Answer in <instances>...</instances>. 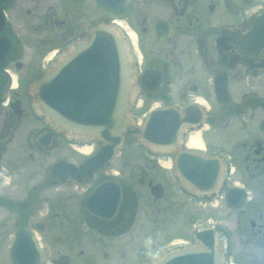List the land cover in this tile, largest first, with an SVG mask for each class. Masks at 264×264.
<instances>
[{"label":"flooded vegetation","instance_id":"1","mask_svg":"<svg viewBox=\"0 0 264 264\" xmlns=\"http://www.w3.org/2000/svg\"><path fill=\"white\" fill-rule=\"evenodd\" d=\"M96 23L113 28L127 52L133 84L129 113L135 124L159 108L183 112L195 106L197 122L184 131L179 150L199 160L195 165L213 160L209 165L216 176L210 184L198 182L197 171L191 172L195 180L177 171V151L147 146L137 147L145 156L126 177L122 171L107 172L105 165L90 179L60 183L51 171L59 160L74 162L75 147H89L93 154L99 145L64 134L39 112L32 91ZM193 132L200 135V148L186 145ZM58 149L67 156L44 165L40 187L81 186L75 200L79 218L103 238L119 237L138 218L145 219L152 238L154 212L166 216L176 207L197 217L201 206H211L212 212L247 218L244 233L264 241V0H0V264H9L11 230L24 226L37 232L43 227L39 222L47 230L53 227L49 219H36L41 188L25 185L33 169L23 157L34 161ZM137 166L148 172L139 174ZM102 183H111L107 192L115 183L121 188L117 210L107 219L80 208ZM150 184L171 193L155 199ZM195 223L178 233L185 240L165 247L156 240L154 257L175 245H197L195 233L212 228L224 264H240L217 220ZM140 255L137 264L152 260L147 251ZM100 259L106 264L111 255L102 252ZM88 260L96 264L97 258L92 254ZM242 264H264V258H245Z\"/></svg>","mask_w":264,"mask_h":264},{"label":"water","instance_id":"2","mask_svg":"<svg viewBox=\"0 0 264 264\" xmlns=\"http://www.w3.org/2000/svg\"><path fill=\"white\" fill-rule=\"evenodd\" d=\"M129 59L117 32L108 25L96 23L85 33L84 38L73 44L58 63L57 68L37 82L32 93L37 108L66 135L79 140H96L99 150L82 164L58 161L51 171L60 182L68 178L81 181L92 177L93 171L111 161L126 137H136L142 145L177 151L176 170L189 179L197 171L203 185L214 181L216 174L210 158L187 159L189 153L179 150L184 131L196 124L195 106L183 112L166 108L152 111L142 127L133 126L129 119V107L133 84L128 70ZM186 154V155H185ZM196 159V160H194ZM208 165L206 166V164ZM211 164V165H209ZM111 183L98 185L81 202V208L100 218L115 214L120 187L107 192ZM155 197H161V186L151 188ZM111 205V207H108ZM44 233L43 227H38ZM199 244L193 247H179L158 260L148 264H223L221 247L215 240L213 230L196 234ZM10 264H43V257L33 233L19 226L9 249ZM53 264H70L68 256H59Z\"/></svg>","mask_w":264,"mask_h":264},{"label":"rangeland","instance_id":"3","mask_svg":"<svg viewBox=\"0 0 264 264\" xmlns=\"http://www.w3.org/2000/svg\"><path fill=\"white\" fill-rule=\"evenodd\" d=\"M137 143L134 139L127 138L122 149L115 155L112 162L107 165V172L122 171V176H129L134 165L143 161L145 154H142L137 149ZM73 151V160L77 163L82 159L83 155L90 152V148L75 147ZM67 156V154L58 149L54 153L42 155L41 159L36 158L34 161L27 160L26 156L23 161L30 165L33 169L31 181L26 186H31L35 183L40 187V178L46 176L43 168L48 162L54 158ZM140 170H139V169ZM120 169V170H119ZM145 169V168H144ZM136 170L139 174L148 172L137 166ZM143 171V172H142ZM38 173V175H36ZM147 176V175H146ZM24 185H20V189ZM38 195L41 200V209L37 213L36 219H49L51 221L50 229H46L43 235H37V240L43 251L45 264H52V259H56L59 254L67 253L71 258V264H91L88 257L93 254L97 258L96 264H105L101 261L100 254L108 252L111 255L110 261L106 264H137L141 262V251H147V255L151 254L154 257L155 241L157 240L160 246H164L169 242H180L185 237L178 236L179 232L187 231L191 223L203 224L206 220H217V225H220L227 230V234L231 238L233 248L237 252V258L240 264L245 258H264V241L259 238H248V234L244 233L243 229L247 227V218H237L235 214H225L223 210L212 212L215 210L211 206H201L200 215L191 217L188 213L177 210L176 207L167 211L166 216L157 215L154 212L152 220L153 236L146 230L145 219L138 218L135 226L129 231L121 234L119 237H105L86 228L84 223L79 218L78 211L75 208V200L79 195L81 186L74 187H48L41 186ZM30 189V188H29ZM71 193H74L72 196ZM170 191L166 192L167 196ZM144 194V192H143ZM176 202V201H175ZM47 213V216L45 214ZM157 215V216H156ZM142 220V222L140 221ZM239 220V223H238ZM151 224V223H150ZM240 224L241 227H237ZM64 226V227H62ZM67 226V228H65ZM12 236V230L10 231ZM152 240V242H151ZM165 247V246H164ZM163 253V252H162ZM160 255V254H159ZM1 257V249H0ZM1 261V259H0Z\"/></svg>","mask_w":264,"mask_h":264},{"label":"bare ground","instance_id":"4","mask_svg":"<svg viewBox=\"0 0 264 264\" xmlns=\"http://www.w3.org/2000/svg\"><path fill=\"white\" fill-rule=\"evenodd\" d=\"M187 147L189 148H200L202 146L200 142V135L198 132H193L190 134L187 142ZM84 149V148H83Z\"/></svg>","mask_w":264,"mask_h":264}]
</instances>
